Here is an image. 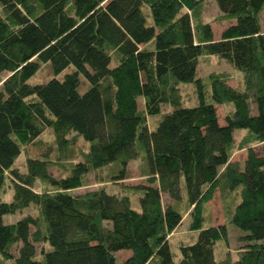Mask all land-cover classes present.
I'll return each instance as SVG.
<instances>
[{
    "label": "trees",
    "instance_id": "trees-1",
    "mask_svg": "<svg viewBox=\"0 0 264 264\" xmlns=\"http://www.w3.org/2000/svg\"><path fill=\"white\" fill-rule=\"evenodd\" d=\"M214 1L217 20L231 21L218 39L200 0H0V72L8 73L0 80V264H264V0ZM212 55L241 71L242 82L216 71L197 77L199 59ZM47 62L55 76L73 69L29 84ZM180 83H194V105L182 104ZM164 104L171 109L151 130L148 118ZM218 104L232 107L223 124ZM47 128L60 156L26 155L25 171L15 167ZM236 129L246 130L242 162L230 159ZM77 137L88 150L75 161L66 151ZM137 158L145 183L74 192L113 163L110 180L123 181ZM51 165L66 174L54 176ZM218 189L236 194L227 223L246 232L233 260L214 258L217 243L228 242L226 224H205ZM162 193L185 199L189 227L199 231L177 260L168 236L183 213ZM29 206L35 215L3 220ZM123 249L131 253L117 261Z\"/></svg>",
    "mask_w": 264,
    "mask_h": 264
},
{
    "label": "rangeland",
    "instance_id": "rangeland-1",
    "mask_svg": "<svg viewBox=\"0 0 264 264\" xmlns=\"http://www.w3.org/2000/svg\"><path fill=\"white\" fill-rule=\"evenodd\" d=\"M201 6L199 8V14L202 17L203 21L211 22V28L213 31L214 39H218L220 37L221 31L226 27V25L231 22L227 20H217V17L220 15V11L216 5L214 0H200ZM261 24L264 26V17H261ZM73 69V66L67 67L65 70L61 71L58 75H54L53 71L51 70L50 63H43L40 65L39 70L32 75L28 79L29 84H38L44 83L48 81L52 77H56L58 79H62L64 74L70 72ZM224 72L230 76L229 83L233 86H237L242 82V72L234 68L230 63L221 59L215 55L210 56L209 58H200L196 76L197 77H206L210 72ZM8 75L7 72L1 71L0 72V80L4 79ZM83 80L84 84L79 86V91L84 92L88 87V83L85 79L80 76ZM179 91L181 95V102L185 106H192L195 104V89L194 83H180L179 84ZM1 88V85H0ZM138 106L139 110H144V100L143 97L138 98ZM231 104L228 105H221L218 104L216 106L217 114L220 123H224V116L230 110ZM171 109L170 105L164 104L161 109V113L157 115H153L148 118V124L151 130H154L162 118V114L165 111H169ZM251 111L254 112V103H251ZM245 129H236L233 132L234 142H233V149L230 159L233 161L242 162L246 157V149L240 148L238 146L241 138L245 133ZM258 145V144H256ZM255 146V145H254ZM56 143L55 137L51 129H45L41 134L37 135V142L25 147L23 149V153L19 155L16 159L14 166L19 168L21 171H25V156H40L44 154L46 151L48 155L52 159H56L57 156L60 154L56 150ZM259 149V147H256ZM88 150V144L82 137H77L76 141L68 146L66 151V155L69 159H73L75 161L81 160L83 158V152ZM94 156L97 155V150L93 149ZM143 162L139 158L133 159L129 162L127 167V177L121 182H116L110 180L109 176L116 172L118 164L113 163L111 166L105 167L104 169L92 171L87 175L89 184L74 190L75 193L84 192L89 189H93L99 184H106L107 189L110 192H117L122 185L130 184H138V183H145V176L143 173ZM49 170L52 172L54 176H63L66 174L61 168L57 165H51ZM103 178L105 180L104 183H99L98 180ZM40 183L37 181L35 183V188L40 189ZM9 198V194L7 195ZM6 197V198H7ZM133 203L135 205L137 196H132ZM237 201L236 194L231 195L230 197L224 198L220 190H216L213 198L208 201L205 205V216H206V225H217L225 223L227 226L228 231V242L225 243L224 241H219L217 243V247L214 250V258L216 261H220L224 256L230 257L231 260L237 257L238 248L242 245V242L238 240L240 235L245 234L246 232L241 230L240 228L236 227L231 223H227V216L228 211H231L235 202ZM162 202L164 205L168 203H173L176 208L183 213L182 220L180 224L174 229L168 236L169 243H170V250L172 252L173 258L177 260L180 257L179 245L180 244H191L197 240L199 231L198 230H191L190 229V214H189V205L186 203L185 199L182 198L180 201L175 202L172 201L167 193H162ZM135 208H139V203L137 201V206ZM36 214L35 208L32 206L23 208L22 210L16 212L12 215H4L3 220L5 222H14L19 219L21 216L25 214ZM15 245L13 246L12 250L15 252ZM131 251L128 249H123L117 251L116 258L117 261H122L126 257L130 255Z\"/></svg>",
    "mask_w": 264,
    "mask_h": 264
}]
</instances>
